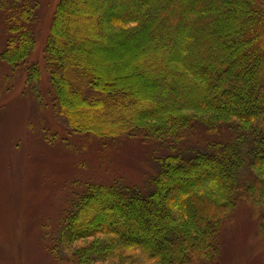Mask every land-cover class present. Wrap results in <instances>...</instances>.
Masks as SVG:
<instances>
[{"label": "trees", "instance_id": "obj_1", "mask_svg": "<svg viewBox=\"0 0 264 264\" xmlns=\"http://www.w3.org/2000/svg\"><path fill=\"white\" fill-rule=\"evenodd\" d=\"M12 1L18 0H1L2 9L15 6ZM70 1L62 0L57 8L45 49V61L58 110L65 115L71 129L99 138L130 135L146 141L170 140L175 143L197 124L212 130L224 126L237 131V138L232 143H212L206 152L190 158L170 156L163 159L146 192L120 185L88 184L84 192L67 202L63 230L57 240L64 247L89 241L74 252L72 262L107 264L116 258L121 260L120 252L133 247L142 255L126 257L125 264L212 263L219 254L223 229L241 200L248 201L258 214L259 232L264 239V0H243L245 10L250 7L249 22L244 18L236 23V36L231 43L219 42V25H211L212 19L206 14L207 3L202 0L195 3L192 0H158L159 3L155 0ZM109 1L116 7H109ZM160 2H163L162 6ZM21 13L20 18L30 22V12ZM63 15H67L65 27L60 21ZM148 16L155 17L163 25L156 26L160 32L153 34V39L162 40V53L158 50L148 54L147 59L163 74L168 73L171 84L187 82L188 86L194 88L195 85L199 89L198 83H205L200 85L205 93L200 96L197 106L176 103V110L161 105L141 109L140 101L138 107L127 109L122 104L126 99H135L132 98L133 91L103 89L93 82V71L84 65V57L79 51L84 49L82 44L92 40L90 34H94L95 39L100 30L108 32L111 26L119 33L129 34L143 24L140 17ZM18 25L9 31L16 38L10 36L6 49L0 54V60L13 68L27 60L36 40L25 25ZM61 31L63 39L58 35ZM195 31H204L200 40L188 37ZM185 41L191 43V59L206 66L195 70V81L185 77L182 64L167 58L175 48L180 50ZM226 46H232L230 51L225 50ZM196 48L198 52H195ZM212 48L225 52V57L217 63V71H222L216 76L207 60L199 59L197 55ZM40 75V69L32 66L29 83L37 86ZM75 80H81L83 92L89 85L94 93L101 94L91 102L95 104L92 110L105 112V100H115L118 110L100 121L85 115L79 117L82 111L69 109V91L86 100L82 90L73 87ZM234 98L240 101H234ZM95 122L99 125H93ZM164 172L170 177H166V184ZM243 172L245 178L242 180ZM192 183L196 189L190 193L187 191L192 186L174 189ZM99 211L102 216L97 217Z\"/></svg>", "mask_w": 264, "mask_h": 264}, {"label": "rangeland", "instance_id": "obj_2", "mask_svg": "<svg viewBox=\"0 0 264 264\" xmlns=\"http://www.w3.org/2000/svg\"><path fill=\"white\" fill-rule=\"evenodd\" d=\"M192 1L195 3L196 0ZM202 1L207 3L206 14L212 19L211 25H219V42L226 40L231 43L236 36V23L244 18L248 21L250 7L245 10L243 0ZM61 2L18 0L16 3L12 1L15 6L3 10L0 0V54L6 49L9 37L16 38L9 33L13 26L25 25L36 39L31 55L17 68L0 60V264H72L74 252L89 241H78L65 248L57 240L63 230L67 202L84 192L88 184L120 185L146 192L163 159L170 156L190 158L196 153L206 152L212 143L229 144L237 138L234 129L223 126L212 130L203 124L195 125L177 143L170 140L146 141L130 135L99 138L71 129L65 115L58 110L45 61L46 45ZM113 4V1L108 3L112 9L116 7ZM22 11L30 12V22L20 18ZM61 18L65 27L67 15ZM139 19L143 24L135 32L123 34L111 26L108 32L100 30L96 36L98 39L90 34L92 40L81 45L84 49L79 51L84 57V65L93 71V82L103 89L133 91L132 98L136 100L126 99L122 104L127 109L137 106L140 101L141 109L152 105L174 110L177 104L197 106L200 96L205 93L200 85L205 83L199 82V89L195 85L194 88L188 86L187 82L171 84L168 73L165 71L163 74L147 59L148 54L158 50L162 53V40L153 39V34L159 31L156 26L161 27L163 23L151 16ZM203 32L195 31L188 37L199 38ZM58 35L63 39L62 31ZM99 35H102L100 39ZM231 47L226 46L225 50L228 52ZM177 49L171 54L166 53L167 58L182 64L185 77L195 81V70L206 66L191 59L189 41ZM195 52H198L197 48ZM197 55L199 59L207 60L215 76L220 75L222 70L217 71V63L225 57L224 51L217 52L212 48ZM32 66H37L41 72L37 86L28 80ZM80 81L75 80L74 85L71 84L82 90L85 101L68 92L69 109L82 111L79 117L85 115L100 121L118 110L115 100H105V112L92 110L95 104L91 102L101 94L94 93L88 84L83 92ZM242 98L249 100L246 96ZM63 109L67 111L64 105ZM82 122L86 124V121ZM168 176V172H164L165 184L170 178ZM241 178H245L244 172ZM195 189L196 186H192L187 193ZM163 195L161 193V200ZM189 208L195 211L192 205ZM259 221L252 205L246 200L239 201L223 229L217 258L207 264H264V239L259 232ZM120 255L121 260L116 258L107 264H125L126 257L142 254L130 247L122 250Z\"/></svg>", "mask_w": 264, "mask_h": 264}, {"label": "bare ground", "instance_id": "obj_3", "mask_svg": "<svg viewBox=\"0 0 264 264\" xmlns=\"http://www.w3.org/2000/svg\"><path fill=\"white\" fill-rule=\"evenodd\" d=\"M215 86L213 85V87L212 88H214ZM234 101H240L238 98H234ZM153 110V109H152ZM209 176H211V175H209ZM194 183H192V184H188V185H179V187H175L174 189L175 190H184V189H187V188H189V187H191L192 185H193ZM96 216L97 217H100V216H102V212H97V214H96ZM90 226H91V224H89Z\"/></svg>", "mask_w": 264, "mask_h": 264}]
</instances>
